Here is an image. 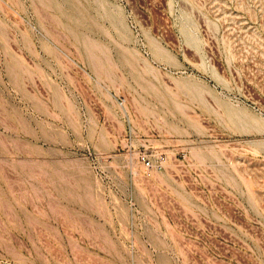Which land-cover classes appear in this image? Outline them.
<instances>
[{"label":"rangeland","instance_id":"obj_1","mask_svg":"<svg viewBox=\"0 0 264 264\" xmlns=\"http://www.w3.org/2000/svg\"><path fill=\"white\" fill-rule=\"evenodd\" d=\"M0 264H264V0H0Z\"/></svg>","mask_w":264,"mask_h":264},{"label":"built area","instance_id":"obj_2","mask_svg":"<svg viewBox=\"0 0 264 264\" xmlns=\"http://www.w3.org/2000/svg\"><path fill=\"white\" fill-rule=\"evenodd\" d=\"M146 164H149V162H148V161H146Z\"/></svg>","mask_w":264,"mask_h":264}]
</instances>
